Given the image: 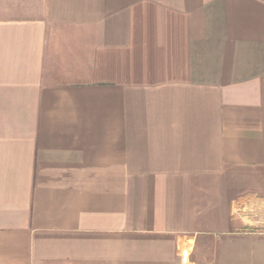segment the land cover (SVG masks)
<instances>
[{"label":"crops","instance_id":"obj_1","mask_svg":"<svg viewBox=\"0 0 264 264\" xmlns=\"http://www.w3.org/2000/svg\"><path fill=\"white\" fill-rule=\"evenodd\" d=\"M207 257L264 264V0H0V264Z\"/></svg>","mask_w":264,"mask_h":264},{"label":"rangeland","instance_id":"obj_2","mask_svg":"<svg viewBox=\"0 0 264 264\" xmlns=\"http://www.w3.org/2000/svg\"><path fill=\"white\" fill-rule=\"evenodd\" d=\"M199 259L200 258H198V261H199ZM206 259L208 261L207 262L208 264H215V262H214L215 261V258L214 257H207ZM201 260H202V262H200V264H207V263H204L205 258H201Z\"/></svg>","mask_w":264,"mask_h":264}]
</instances>
